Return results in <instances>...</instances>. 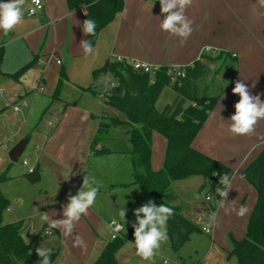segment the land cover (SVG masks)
<instances>
[{
	"label": "crops",
	"instance_id": "crops-1",
	"mask_svg": "<svg viewBox=\"0 0 264 264\" xmlns=\"http://www.w3.org/2000/svg\"><path fill=\"white\" fill-rule=\"evenodd\" d=\"M41 1L43 8L31 15L32 0H27L22 23L7 33L0 30V47H4L0 70L5 75V106H13L22 99L29 104L22 112L11 108L24 117L11 134L12 141L18 136L20 140H28L23 150H28L26 165L40 173L38 182L29 179V171L8 175L5 193L0 188L10 202L9 215L4 222L23 221L22 235L26 241L40 236L32 246L34 255H37L36 248L42 245L58 253L54 264H92L111 240L109 221L122 222L124 218L120 211L126 208L127 226L123 232L126 233L135 223V209L143 205L141 187L131 183L133 163L128 135L127 142L120 147H107L108 140L99 144L98 148L103 145L111 152L93 158L91 143L103 111L100 78L95 77V71L117 57L161 67L186 68L206 55L213 59L209 62L210 68L217 67V77L226 78L227 82L192 146L234 171L231 188L224 207L218 204L222 197L215 194L209 204L204 201L195 204L191 200L187 209L178 198L175 204L200 226L199 235L209 238L210 247L216 249V264H236L235 258L230 256L233 247L229 234L237 240L245 237L249 217L257 202V190L243 177V172L264 149V120L257 122L250 135H233L228 130L229 120L235 114L234 105L240 97L233 94L232 89L236 81L243 80L251 94L260 95L264 101V7L258 0H193L185 15L193 21L194 31L182 44L180 38L160 29L166 15L161 13L160 0H123V9L100 30L92 46L94 53L86 55L80 46L82 40H89L82 26L86 6L71 7L68 0ZM2 2L7 0H0ZM206 47L212 48V52L206 53ZM54 57H60L62 63L58 64ZM33 60L32 65L20 72ZM63 71L60 99L53 100ZM40 87L45 90L40 91ZM166 89L172 91L176 99L172 87H166L162 94ZM106 110L110 115L117 113L110 108ZM85 113L88 119L82 122L81 116ZM39 114L40 119H37ZM53 117H57V122L50 125ZM157 139L160 138L155 132L152 159L155 170L163 167L167 146V141L160 140L162 161L156 164ZM84 176L89 178L92 186L99 188L105 202L89 208L76 222L72 236L42 223L40 212L49 215L55 212L56 215L51 217L54 220L63 218V207L67 205L69 195L80 190ZM204 181L198 183L199 189ZM132 194L137 206L129 209ZM241 206L248 209L244 216L237 215ZM226 208L229 211L226 212ZM213 213L216 221L208 234L203 230L205 222H199L198 218L207 221ZM46 228L52 229L53 234L44 235ZM196 233L179 252L172 249L168 238L149 260L137 255L135 238H131L117 253L118 264H208L197 255L183 252L188 243H192L193 250L197 251L200 240L194 238ZM77 234L83 237L86 248L73 247V236Z\"/></svg>",
	"mask_w": 264,
	"mask_h": 264
},
{
	"label": "trees",
	"instance_id": "trees-1",
	"mask_svg": "<svg viewBox=\"0 0 264 264\" xmlns=\"http://www.w3.org/2000/svg\"><path fill=\"white\" fill-rule=\"evenodd\" d=\"M68 1L71 7L85 5L87 15L83 21L92 19L96 22L95 35L88 36L92 46L100 30L124 7L123 0ZM3 57L4 47L1 46L0 65ZM210 61H213L211 57L203 55L201 60L186 67L185 77L174 84L168 74V67L162 66L154 74L155 80L152 82L149 73L134 69L129 60H109L94 73L97 79L104 74L112 75L118 81V86L103 99V111L91 143V152L97 155L110 153L109 148L103 145L98 148V145L110 138L112 129L120 125L128 126L127 135L131 145L129 154L133 163L131 183L141 187L143 204L153 200L157 205L163 203L174 209V215L167 221V232L170 245L175 252H179L194 233L202 230L183 213L179 205L175 204L178 196L173 188L174 183L189 177L202 176L205 181L200 190L208 187L210 192L219 196L215 189L223 186L219 184L220 176L227 174L231 179L234 173L225 164L192 146L224 92V88L214 95L205 94L208 88L203 91L202 85L211 72ZM63 77L64 71L53 93V100L60 99ZM166 87L173 88L176 99L160 111L156 103ZM107 108L117 111L123 118L108 114ZM155 132L160 133L167 141L163 167L158 170L152 167ZM28 177L31 181L38 182L40 173L35 170L28 173ZM243 177L257 190L258 197L248 220L245 237L237 240L229 234L233 247L230 256L236 259V264H264V149L244 170ZM8 179V175L0 174V183ZM9 206V199L0 189V264H38L40 258L31 250L40 236L26 241L22 235L23 221L5 223L4 213ZM133 233L132 227L130 231L109 240L92 264H118L117 253L134 236ZM57 255V252H51V264H54Z\"/></svg>",
	"mask_w": 264,
	"mask_h": 264
},
{
	"label": "clouds",
	"instance_id": "clouds-1",
	"mask_svg": "<svg viewBox=\"0 0 264 264\" xmlns=\"http://www.w3.org/2000/svg\"><path fill=\"white\" fill-rule=\"evenodd\" d=\"M27 0H7L0 3V30L5 33L12 31L22 23L24 16V7ZM38 2V0H36ZM261 7H264V0H258ZM193 4V0H160V9L162 14H166L161 21L159 27L162 31L172 34L180 38L181 43H186L188 37L194 31L193 21L186 15V9ZM35 10L33 9V12ZM85 15L87 13L85 12ZM83 32L85 35H95L96 22L92 19L83 21ZM80 46L86 55L94 53V49L89 42L81 41ZM147 70V69H146ZM255 87V84L252 85ZM233 94H238L240 99L234 105L235 114L230 117L231 123L228 130L237 136H246L254 132L255 125L259 120H264V101H261L260 95H252L248 86L243 80H238L232 89ZM88 119L87 113L81 116V120ZM231 179L227 174H223L219 178V184L223 187H217L215 192L222 197L218 204L224 207L227 201L228 191L231 188ZM87 189V190H85ZM99 188L92 186L89 178L84 176L83 184L80 190L75 195H69L68 203L63 207V218L52 219L56 215L55 212L49 215L47 212H40V220L42 223H48L50 228H60L65 235L72 236L76 222L83 215H86L97 198ZM200 199L199 196L196 197ZM126 208L121 209L120 216L124 218ZM229 211V209H225ZM248 209L241 206L237 215L244 216ZM142 214V215H141ZM136 217L135 223L132 225L134 229V246L137 255L144 260H149L159 249L162 243L168 241L167 221L174 215V209L166 204L157 205L153 200L138 207L134 211ZM216 214L213 213L204 223V231L208 232L215 225ZM119 230V226L117 227ZM73 247L86 248V242L80 235L73 236ZM51 249L40 246L36 248V253L40 258L38 264H51Z\"/></svg>",
	"mask_w": 264,
	"mask_h": 264
},
{
	"label": "rangeland",
	"instance_id": "rangeland-1",
	"mask_svg": "<svg viewBox=\"0 0 264 264\" xmlns=\"http://www.w3.org/2000/svg\"><path fill=\"white\" fill-rule=\"evenodd\" d=\"M217 74H218L217 67H214L213 65V67H211V72H210L209 77L203 83L204 88L205 87L208 88L207 93H205L206 95H209V94L214 95L218 93V91L226 85V82H227L226 78L224 79L225 81L223 79H219L217 77ZM206 90L207 89H205L204 92ZM173 95L174 94L172 93V91H170L169 89H166L164 93L162 94V96L159 98L158 103L156 104L157 109L161 111L167 105L172 104L175 101ZM11 108L12 106L10 105L5 106V75L1 73V70H0V174L4 173L5 175H9L16 171H22V173L24 172L26 173L29 171L28 169L29 166H27L24 163L25 160L27 162L29 160L28 153H27L28 150L21 154L17 162H13L10 157V152L16 145L14 144L15 141L18 144L24 140V139L20 140L19 139L20 137L18 136L17 138H13L15 139L14 142L12 141L11 134L16 129V127L19 126L20 121H23L24 117H22L21 114L14 112L13 109ZM116 112L117 111H115V113ZM40 115L41 114L38 115L37 119H40ZM112 115L120 116L123 118V116L118 112ZM127 130H128L127 125H120L119 127L112 129L110 138L108 139L105 145L110 148L122 146L124 143L127 142ZM156 134L158 138H160L156 140L157 145L155 147V163L157 164L159 161H162V150L160 146V142H161L160 140H163L165 142L166 140L160 133L156 132ZM93 156H94L93 158L103 157L102 154L100 155L94 154ZM102 160H106V159H102ZM160 165H162L161 162H160ZM89 168H92V166L90 165ZM202 180H204L202 176H194L190 179H186V180L183 179V180L176 181L174 183L173 188L176 194L178 195V200H179V203H181V205H185V207H187L188 209L190 207L191 200L195 204L196 202L197 203H201L203 201L205 202L203 198V195H205V192H201V190L197 186L198 183ZM0 188L5 193V181L0 183ZM133 195L134 194H132L131 196L133 198L130 201L129 209H132L131 207L137 206L136 199L134 198L135 196ZM197 196H199L200 199H197L196 198ZM103 202H105V198L102 197L101 193L98 191V195H97V198L94 204L101 206ZM191 207L194 208L193 206ZM192 210L194 209H191L190 211ZM185 214L187 215L186 212ZM8 215H9V211L6 210L4 213V221H5V217L7 218ZM190 217L192 218V215ZM121 221L123 222L122 223L123 226L126 227L127 220H121ZM199 234L201 233L197 232L194 235L195 236L194 238H199L200 240V245L198 244L197 251L193 250V245H191L192 243H188L184 246L183 252L191 253L194 257L197 255L199 260L204 259L206 262H208V264H216L217 262L216 249H212L210 247L211 243L209 242V238L206 235L204 234L199 235ZM132 238H134V236ZM171 253L173 255H176L174 251H171Z\"/></svg>",
	"mask_w": 264,
	"mask_h": 264
},
{
	"label": "built area",
	"instance_id": "built-area-1",
	"mask_svg": "<svg viewBox=\"0 0 264 264\" xmlns=\"http://www.w3.org/2000/svg\"><path fill=\"white\" fill-rule=\"evenodd\" d=\"M43 8V3L41 0H38V2H36V0H32V5L29 9V13L31 15L36 14L39 10H41ZM33 9L35 10L33 12ZM205 52L209 53L212 52V48L210 47H206L205 48ZM53 56H51L50 58H52ZM46 61H49V59ZM54 60L58 63L61 64L62 60L60 57H54ZM114 60H118V61H123L125 60L123 57H117ZM132 65L134 67V69L141 71V72H146L149 73L152 76V82H154L155 78H154V74L160 70L161 66H157V65H152L150 63L147 62H132ZM147 69V70H146ZM168 74L171 78V82L172 84L177 83L179 81V79L185 77L186 75V68L185 67H168ZM118 86V81L116 79L113 78L112 75L110 74H104L103 76L100 77V86H99V96L104 99L106 98L111 91L116 88ZM40 91H44L45 89L43 87L39 88ZM29 104L27 102L26 99H22L18 102H16L15 104H13V109L17 112H22L24 107H27ZM57 122V117H53V120L50 122V125H54ZM26 164V161L24 162ZM35 169L34 168H30L29 172L32 173L34 172ZM201 192H205V195H203V198L205 200L206 203H210L213 199V193L209 191V188H205L203 190H201ZM199 222H207L205 221L202 217L198 218ZM109 228H110V236L111 239H115L117 237H119L123 232H124V226L122 224V222H120L117 219H112L109 221L108 223ZM119 226V230H117V227ZM204 230V228H203ZM212 229L206 233H211ZM44 235H52L53 234V230L50 228H46L44 230ZM166 263H168V260L165 261Z\"/></svg>",
	"mask_w": 264,
	"mask_h": 264
},
{
	"label": "water",
	"instance_id": "water-1",
	"mask_svg": "<svg viewBox=\"0 0 264 264\" xmlns=\"http://www.w3.org/2000/svg\"><path fill=\"white\" fill-rule=\"evenodd\" d=\"M28 140H23L18 143L10 152V157L13 162H17L27 144Z\"/></svg>",
	"mask_w": 264,
	"mask_h": 264
}]
</instances>
